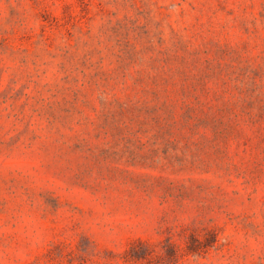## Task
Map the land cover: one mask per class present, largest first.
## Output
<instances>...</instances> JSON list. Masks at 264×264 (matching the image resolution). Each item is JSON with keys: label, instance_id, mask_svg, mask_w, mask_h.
<instances>
[{"label": "rangeland", "instance_id": "1", "mask_svg": "<svg viewBox=\"0 0 264 264\" xmlns=\"http://www.w3.org/2000/svg\"><path fill=\"white\" fill-rule=\"evenodd\" d=\"M0 264H264V0H0Z\"/></svg>", "mask_w": 264, "mask_h": 264}]
</instances>
